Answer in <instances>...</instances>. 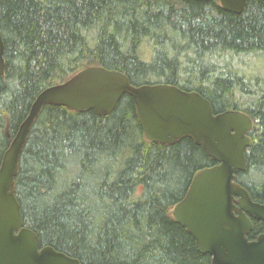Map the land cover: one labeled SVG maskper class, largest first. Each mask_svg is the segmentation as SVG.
I'll list each match as a JSON object with an SVG mask.
<instances>
[{"label": "trees", "instance_id": "1", "mask_svg": "<svg viewBox=\"0 0 264 264\" xmlns=\"http://www.w3.org/2000/svg\"><path fill=\"white\" fill-rule=\"evenodd\" d=\"M0 35V164L43 90L101 67L135 87L197 93L214 114L249 117L246 169L235 182L264 204V3L247 0L236 15L218 0H0ZM214 165L190 139L148 142L129 96L106 117L44 106L15 195L39 248L80 264H211L171 211ZM251 222L255 240L264 224Z\"/></svg>", "mask_w": 264, "mask_h": 264}, {"label": "water", "instance_id": "2", "mask_svg": "<svg viewBox=\"0 0 264 264\" xmlns=\"http://www.w3.org/2000/svg\"><path fill=\"white\" fill-rule=\"evenodd\" d=\"M218 1L223 10L236 15L247 3ZM3 51L0 35V77L4 74ZM125 95L134 102L148 142L173 146L187 138L216 163L195 175L185 197L171 211L174 220L193 238L197 250L209 255L211 264H264V234L255 240L247 238L251 220L264 224V204L254 202L235 182V175L246 169L250 118L237 111L214 114L199 94L173 86H132L125 75L101 67L83 69L64 83L43 90L4 153L0 164V264H80L51 247L39 248L37 236L23 227L15 195L20 156L44 106L76 113L93 111L106 117Z\"/></svg>", "mask_w": 264, "mask_h": 264}, {"label": "rangeland", "instance_id": "3", "mask_svg": "<svg viewBox=\"0 0 264 264\" xmlns=\"http://www.w3.org/2000/svg\"><path fill=\"white\" fill-rule=\"evenodd\" d=\"M262 61H260V60H258V61H260L263 65H264V59H261Z\"/></svg>", "mask_w": 264, "mask_h": 264}, {"label": "bare ground", "instance_id": "4", "mask_svg": "<svg viewBox=\"0 0 264 264\" xmlns=\"http://www.w3.org/2000/svg\"><path fill=\"white\" fill-rule=\"evenodd\" d=\"M29 135V134H28Z\"/></svg>", "mask_w": 264, "mask_h": 264}]
</instances>
